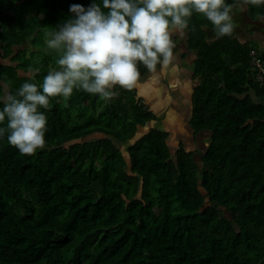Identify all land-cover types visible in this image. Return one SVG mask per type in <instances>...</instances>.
Here are the masks:
<instances>
[{
	"label": "trees",
	"instance_id": "16d2710c",
	"mask_svg": "<svg viewBox=\"0 0 264 264\" xmlns=\"http://www.w3.org/2000/svg\"><path fill=\"white\" fill-rule=\"evenodd\" d=\"M93 3L102 6L0 0L10 10L0 13V110L24 83L42 91L59 69L45 34L74 18L72 5ZM247 12L264 20V3ZM209 31L193 12L188 123L195 138L209 135L202 166L182 141L171 149L168 130H143L160 116L135 87L117 86L110 100L77 89L50 97L39 109L42 149L22 155L0 137V264H264V85L251 55L264 50L235 30L214 39Z\"/></svg>",
	"mask_w": 264,
	"mask_h": 264
},
{
	"label": "clouds",
	"instance_id": "9594fccd",
	"mask_svg": "<svg viewBox=\"0 0 264 264\" xmlns=\"http://www.w3.org/2000/svg\"><path fill=\"white\" fill-rule=\"evenodd\" d=\"M87 9L72 5L74 18L47 32L46 44L55 50L59 69L43 79L42 91L35 83H24L13 95L6 93L0 123V137L22 155H32L45 146L49 98H68L73 90L98 94L110 100L117 86L132 90L140 79L139 65L149 71L168 66L176 47L173 36L184 34L193 12L214 27L217 38L234 31L232 11L236 5L225 0H101ZM260 5L264 0H241ZM105 9L107 11H105ZM38 71V69H37Z\"/></svg>",
	"mask_w": 264,
	"mask_h": 264
},
{
	"label": "rangeland",
	"instance_id": "374dc122",
	"mask_svg": "<svg viewBox=\"0 0 264 264\" xmlns=\"http://www.w3.org/2000/svg\"><path fill=\"white\" fill-rule=\"evenodd\" d=\"M4 12L9 13L10 10L7 7L0 10V13ZM231 15L234 30L239 37L255 39L264 50V20L251 19L247 5L244 4L236 6ZM209 38H215L212 31H209ZM173 40L178 50L174 52L172 62L166 67L162 66L160 70L146 73L135 86L138 96L160 116L159 121L148 123L143 130L150 127L168 130L171 149L175 150L182 141L187 149L196 151L194 159L202 166L201 154L209 142V135L205 132L195 138L188 123L192 89L198 81L191 79L195 54L187 49L185 30L183 35L176 33Z\"/></svg>",
	"mask_w": 264,
	"mask_h": 264
},
{
	"label": "built area",
	"instance_id": "2783aa9c",
	"mask_svg": "<svg viewBox=\"0 0 264 264\" xmlns=\"http://www.w3.org/2000/svg\"><path fill=\"white\" fill-rule=\"evenodd\" d=\"M253 75L257 82L264 85V58L256 50H252Z\"/></svg>",
	"mask_w": 264,
	"mask_h": 264
},
{
	"label": "crops",
	"instance_id": "0c3cea01",
	"mask_svg": "<svg viewBox=\"0 0 264 264\" xmlns=\"http://www.w3.org/2000/svg\"><path fill=\"white\" fill-rule=\"evenodd\" d=\"M237 33V32H236ZM238 35V34H237ZM239 36V35H238ZM240 38V37H239ZM242 41H256L255 39H249V38H244V39H242V38H240ZM199 135H201V134H199Z\"/></svg>",
	"mask_w": 264,
	"mask_h": 264
}]
</instances>
